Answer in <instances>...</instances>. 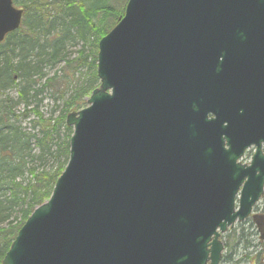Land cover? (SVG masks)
Returning a JSON list of instances; mask_svg holds the SVG:
<instances>
[{
  "label": "water",
  "instance_id": "obj_1",
  "mask_svg": "<svg viewBox=\"0 0 264 264\" xmlns=\"http://www.w3.org/2000/svg\"><path fill=\"white\" fill-rule=\"evenodd\" d=\"M21 18L0 0V42ZM98 51L67 167L2 264H218L263 194L264 0H129Z\"/></svg>",
  "mask_w": 264,
  "mask_h": 264
},
{
  "label": "trees",
  "instance_id": "obj_2",
  "mask_svg": "<svg viewBox=\"0 0 264 264\" xmlns=\"http://www.w3.org/2000/svg\"><path fill=\"white\" fill-rule=\"evenodd\" d=\"M125 2L126 0H13L14 6L23 9V18L21 27L0 43V191L7 189L11 196L10 200H0V214L5 209L3 201L10 202L17 198L22 200L25 210L19 223L0 227V264L25 220L35 207L50 197L54 183L66 165L67 143L72 134V130L65 127L66 114L73 106L79 108L77 100L80 102L81 98L97 86V43L122 15ZM68 41L82 42L83 45L91 46L94 51L86 56L80 50L76 58L70 59L64 51ZM60 63H63L62 77L52 76L45 81L47 88H54L55 101L65 96V90L59 89L58 80L72 78L84 67L91 73L85 87L76 90L75 98L65 101V112L62 111L57 118L53 117V113L45 117L28 103L33 97L31 93L34 92V97L41 93L34 89L36 84L33 75L42 79L43 68H52ZM11 89L16 92L14 105L22 106L25 111H29L25 114L31 113L34 118L31 127L33 134L22 133L15 125L14 120L18 116L14 114V106L5 95ZM61 126H64L67 133V141L61 151L63 161L53 171L37 172L28 169L30 181L23 186L18 180L23 176L25 158L29 157L32 161L29 155L30 139H34V145L39 149L40 157L36 160L44 164L42 157L50 153L49 146L56 141L54 136ZM4 219L0 218V222H6ZM255 230L249 220L239 225L238 229H230L223 237L224 255L220 264H264V240L257 239L258 233Z\"/></svg>",
  "mask_w": 264,
  "mask_h": 264
},
{
  "label": "rangeland",
  "instance_id": "obj_3",
  "mask_svg": "<svg viewBox=\"0 0 264 264\" xmlns=\"http://www.w3.org/2000/svg\"><path fill=\"white\" fill-rule=\"evenodd\" d=\"M74 43V44H71ZM83 50L84 54L87 56L91 51L92 47L89 45H83L82 42L77 41H68V43L65 44V53L70 58H76L77 52ZM94 51V49H93ZM92 51V52H93ZM91 57V55H90ZM90 57L87 58V61H90ZM63 67V63L57 64L55 67L49 68H43V78L40 79L37 75L34 76V82L36 86H34L35 91H41V93L36 97H34V92L32 94V98L28 103L31 105V107L37 108L40 112L43 113L45 117H49L48 115L50 113H53V117H58L62 111H64L65 108V101H71L76 96V90L78 88L85 87L87 84L86 80H89V74L91 73L90 70L86 67L81 68L78 73L72 78L69 77V79H60L58 80V86L59 89H64V97L62 99L54 100V88H47L45 85V81L48 78H51L52 76H55L57 78L62 77V71L61 68ZM45 77V78H44ZM6 97L10 100V104L14 106L13 112L16 116H18L17 120H14L15 125L21 130V132L28 134H33V131L31 130L34 118L32 114H25L29 113V111H25L22 106H18V104L14 105L15 99H16V92L14 89L9 90L8 92H5ZM90 93L88 95H85L83 98H81V101L79 102L77 100V103L79 107H85L86 106V99L89 97ZM13 100V101H12ZM85 104V106H84ZM70 111L72 113H75L78 111L79 108L73 106ZM24 110V112H23ZM65 112V111H64ZM25 114V115H23ZM67 115V114H66ZM62 125V124H60ZM66 127V126H65ZM66 131L64 129V126L59 127V131L56 136H54V140L52 146L50 145L49 148L50 153L46 154L44 158L42 157L44 164H40V161L38 162L36 160L39 156V149L34 145L35 141L33 138L29 141V147L31 149L29 155L32 158V161H30L29 157L25 158V169L23 172L22 178L18 180V182L21 181L22 185H27L30 181L29 175L27 173L28 169H33L37 172L39 171H53L58 163H61L64 158L61 157V151L65 144L66 140ZM68 144V143H67ZM69 147V145H68ZM57 149V151H56ZM27 153V151L25 152ZM253 149L250 150L248 156H247V162L250 160L249 158L252 156ZM245 161V160H243ZM245 161V162H246ZM11 196L9 191L4 189L3 191H0V200H10ZM264 205V197L261 199V201L257 204L256 208L254 209L253 213L248 217L250 223L254 225L255 231L258 233L257 239L264 240V214H262V207ZM5 207L4 210H2V214H0V218H5L4 221L6 222H0V227H7V225H15L21 221L22 214L25 210V205L23 204L22 200L20 198L15 199L14 201L10 202H4L3 205ZM243 222L235 223L230 229H238L239 225H241ZM228 229L227 231H229ZM227 233V232H226ZM226 234L222 235V241L223 237Z\"/></svg>",
  "mask_w": 264,
  "mask_h": 264
},
{
  "label": "flooded vegetation",
  "instance_id": "obj_4",
  "mask_svg": "<svg viewBox=\"0 0 264 264\" xmlns=\"http://www.w3.org/2000/svg\"><path fill=\"white\" fill-rule=\"evenodd\" d=\"M247 152H249V150H248ZM263 152H264V146H263ZM245 155H246V154H245Z\"/></svg>",
  "mask_w": 264,
  "mask_h": 264
}]
</instances>
